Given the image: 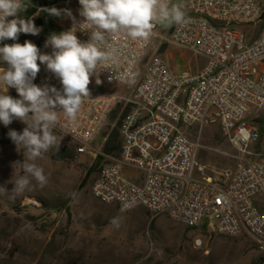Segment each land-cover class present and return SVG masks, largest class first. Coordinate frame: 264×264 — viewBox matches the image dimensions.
Returning <instances> with one entry per match:
<instances>
[{"label": "built area", "instance_id": "1", "mask_svg": "<svg viewBox=\"0 0 264 264\" xmlns=\"http://www.w3.org/2000/svg\"><path fill=\"white\" fill-rule=\"evenodd\" d=\"M80 9L72 29L81 42H88L91 32L82 30L87 26ZM182 10L187 22L173 24L166 40L204 57L205 64L194 74H177L161 54L148 59L131 109L120 123L118 153L96 149L93 143L119 96L91 93L76 120L69 122L61 113L54 130L70 139L78 153L95 151L101 157L92 187L100 200L117 203L123 212L142 205L191 228L206 225L219 233H246L264 251V128L259 116L264 110V0H187ZM259 24L257 36L250 38L245 26ZM159 26L147 39L133 40L123 33L108 38L105 47L113 59L98 73L104 85L124 84L133 76ZM60 33L49 30L37 44L40 53L51 54L46 41ZM34 84L62 90L44 64ZM251 114L257 122L248 121ZM209 124H219L242 152L234 167L214 174L199 160L201 133ZM124 168L142 172L143 181L128 179Z\"/></svg>", "mask_w": 264, "mask_h": 264}, {"label": "rangeland", "instance_id": "2", "mask_svg": "<svg viewBox=\"0 0 264 264\" xmlns=\"http://www.w3.org/2000/svg\"><path fill=\"white\" fill-rule=\"evenodd\" d=\"M186 1L175 0L173 4L183 8ZM25 4L26 10L20 13L25 20H35L37 14H27L34 7L38 10L60 9L61 16H53L56 22L53 29L61 32L72 30L81 7L79 0H28ZM64 10L70 11L71 16ZM172 26L160 24L159 35L126 83L104 85L91 80L90 93H106L120 98L93 143L96 149L105 151V143L111 139L115 148L113 151H118L117 145L122 140L120 122L131 109L133 90L153 54H161L177 74L186 71L194 74L205 63L204 57L166 40ZM259 28L260 24L245 26L244 30L250 38H255ZM40 30L37 35L21 33L16 41L6 39L0 42V46L23 44L26 40L37 46L46 34L42 28ZM0 67L8 66L0 63ZM130 80L134 83L130 84ZM0 92L5 94L6 90L0 87ZM7 94L13 97L10 91ZM259 116L264 126V110L259 112ZM248 121L255 123L257 118L251 114ZM25 127L27 125L19 119L13 120L7 127L0 123V136L4 131L5 137L10 139V130L22 132ZM54 134L61 140L59 151L52 149L33 161L44 169L47 184L41 187L32 180L31 190L19 196L11 191L14 187L11 180L24 174V148H17L11 139L4 144L0 142V186L8 190L0 195V264H264V254L256 249L246 233H219L206 225L191 228L142 205L123 212L117 204L100 200L93 194L92 187L100 174L101 157L95 151L78 153L70 139L56 130ZM189 136L194 139L196 134L191 132ZM201 142L204 148L199 152V160L207 166L208 174L234 167L238 156L242 155L239 148L224 136L219 124L206 125L201 133ZM92 166V174L80 188ZM69 210H72V215ZM99 222L108 223L111 233L112 225L109 223L117 224L123 236V245L120 239L90 247L75 245L85 242L74 239L78 230H87L93 223ZM83 234L88 232L83 231Z\"/></svg>", "mask_w": 264, "mask_h": 264}, {"label": "clouds", "instance_id": "3", "mask_svg": "<svg viewBox=\"0 0 264 264\" xmlns=\"http://www.w3.org/2000/svg\"><path fill=\"white\" fill-rule=\"evenodd\" d=\"M79 4L80 15L84 17L82 25L87 26L82 30L91 32L88 42H81L72 29L48 38L45 46L53 49L51 54L40 53L27 40L23 44L0 46V63L8 66L0 67V85L6 89L5 94H0V123L7 127L19 119L27 125L22 132L10 130L8 133L17 148H24V174L11 180L14 185L11 191L16 196L31 190L32 180L41 187L47 184L44 169L33 161L52 149L59 151L61 140L57 139L54 129L60 114L69 122L75 121L83 100L90 98V78L97 75L96 83H101L98 73L108 68L113 59L105 47L108 38L123 33L133 40L147 39L156 24L170 26L187 22L185 12L179 5L171 4V0H79ZM26 7L25 0H0V42L16 41L21 33L39 34L41 30L32 20L20 17ZM44 10L61 16V10L55 7ZM64 12L71 16L70 11ZM40 64L46 65L60 80L62 90L33 83ZM9 87L16 89L19 99L7 94ZM7 192L0 186V195Z\"/></svg>", "mask_w": 264, "mask_h": 264}, {"label": "crops", "instance_id": "4", "mask_svg": "<svg viewBox=\"0 0 264 264\" xmlns=\"http://www.w3.org/2000/svg\"><path fill=\"white\" fill-rule=\"evenodd\" d=\"M204 64L205 63H202L200 65V67L197 69V72L202 68V66ZM3 68H5V67H3ZM33 83H34V80H33ZM0 87L3 88L4 90H6L2 85H0ZM7 91H10V93H12L13 98H17V99L20 98L15 88L9 87ZM102 94H106V93H102ZM121 144H122V140H121L120 144L117 145V149H118L117 152L113 151V150H115V148H110L109 150H105V151L118 153L120 151ZM123 172H124V175L132 181L141 183L144 179L143 173L136 170V169L124 168ZM115 204H117V203H115ZM69 211L72 215V210H69ZM109 224L112 225L111 230L113 231V233L109 232L108 223H103V222L93 223L87 230L86 229L78 230L77 237L74 239L79 240V241H85V242L75 243V245H77V246H89L90 247V246H94L96 244L100 245L101 242H105V241L113 240V239H120L122 241V245H123V236H121V234L119 233L120 227L117 226V224H115L113 222L109 223ZM83 231L88 232V234H83ZM121 254L123 255V252H121Z\"/></svg>", "mask_w": 264, "mask_h": 264}, {"label": "trees", "instance_id": "5", "mask_svg": "<svg viewBox=\"0 0 264 264\" xmlns=\"http://www.w3.org/2000/svg\"><path fill=\"white\" fill-rule=\"evenodd\" d=\"M27 14L29 16L37 14V16H36V18H35V20L33 22H34V24H35V26L37 28H39V29L42 28L44 33H47L49 30L53 29L54 26L56 25V22H55V19H54L53 15H50L48 12H46L43 9L38 10V8L34 7L32 9L28 10ZM263 128H264V126L262 125V129ZM9 141H11V140L7 139L5 137V132L3 131L2 135L0 136V142L4 144V143H7ZM110 148H113L111 139L107 140V142L105 144V149L106 150H109ZM93 169H94V166H92L91 168L88 169L83 182L80 184V188H82L86 184V182L88 181L90 175L93 172Z\"/></svg>", "mask_w": 264, "mask_h": 264}, {"label": "bare ground", "instance_id": "6", "mask_svg": "<svg viewBox=\"0 0 264 264\" xmlns=\"http://www.w3.org/2000/svg\"><path fill=\"white\" fill-rule=\"evenodd\" d=\"M259 252H261V253H263V254H264V251H259Z\"/></svg>", "mask_w": 264, "mask_h": 264}]
</instances>
